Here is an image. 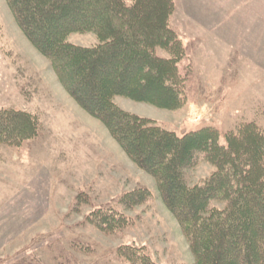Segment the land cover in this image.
I'll return each mask as SVG.
<instances>
[{
    "label": "rangeland",
    "instance_id": "obj_1",
    "mask_svg": "<svg viewBox=\"0 0 264 264\" xmlns=\"http://www.w3.org/2000/svg\"><path fill=\"white\" fill-rule=\"evenodd\" d=\"M173 2L170 27L185 49L178 65L187 79L185 105L166 110L125 97L115 103L177 135L212 127L223 142L245 123L264 130V0ZM68 41L98 43L91 33L72 34ZM3 110L34 115L39 129L19 147L0 144V264H140L127 259V248H145L153 264H195L157 182L64 90L0 0ZM214 171L200 157L185 178L194 186ZM144 188L151 197L143 204L122 202ZM99 209L125 217L127 225L100 229L88 220Z\"/></svg>",
    "mask_w": 264,
    "mask_h": 264
},
{
    "label": "trees",
    "instance_id": "obj_2",
    "mask_svg": "<svg viewBox=\"0 0 264 264\" xmlns=\"http://www.w3.org/2000/svg\"><path fill=\"white\" fill-rule=\"evenodd\" d=\"M5 1L64 90L157 182L195 264H264V130L245 123L223 142L212 127L177 135L115 103L116 97H125L166 110L185 105L187 79L178 67L185 49L169 23L173 0ZM86 33L98 43L83 47L68 41L72 34ZM38 129L34 115L0 111V144L19 147L36 137ZM200 157L215 171L190 186L185 172ZM150 197L149 190L138 189L122 202L134 207ZM110 212L99 209L88 220L105 231L127 225L125 217ZM127 250L129 261L153 264L145 248Z\"/></svg>",
    "mask_w": 264,
    "mask_h": 264
}]
</instances>
